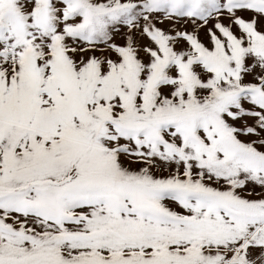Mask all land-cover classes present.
<instances>
[{"label":"snow or ice","instance_id":"1","mask_svg":"<svg viewBox=\"0 0 264 264\" xmlns=\"http://www.w3.org/2000/svg\"><path fill=\"white\" fill-rule=\"evenodd\" d=\"M0 264H264V0H0Z\"/></svg>","mask_w":264,"mask_h":264}]
</instances>
